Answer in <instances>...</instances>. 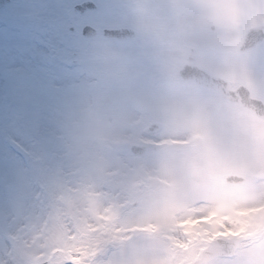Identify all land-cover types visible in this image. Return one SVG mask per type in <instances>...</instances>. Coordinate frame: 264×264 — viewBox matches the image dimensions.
I'll return each instance as SVG.
<instances>
[{
	"label": "snow or ice",
	"instance_id": "snow-or-ice-1",
	"mask_svg": "<svg viewBox=\"0 0 264 264\" xmlns=\"http://www.w3.org/2000/svg\"><path fill=\"white\" fill-rule=\"evenodd\" d=\"M114 7L118 5H101L90 20L69 9L58 15L54 24L42 19L21 22L38 36L22 60L23 77L18 87L23 98L18 117L13 121L10 109L0 107V152L7 151L12 159L11 164L0 159V214L8 209L6 215H14L17 203L27 208L33 200L43 203L51 195L49 180L58 159L61 117L80 78L81 60L88 55V46L80 45L78 38L89 27L95 28L97 43L110 49L103 34L106 29L119 31L118 25L123 22V17L112 14ZM202 7L216 24V30L208 31L203 43L213 58L206 63L209 75L229 85L248 83L255 73L264 78V42L242 45L229 33L226 22L236 5L206 0ZM136 31L142 29L137 27ZM179 62L170 55L167 42L158 36L145 79L157 89H207L214 104L174 105L155 95L133 99L145 109L147 119L158 121L162 141L179 130L190 133L192 143L185 149L190 160L182 165L185 171L179 175L173 172L167 187L155 196L139 199L132 210H113L101 233L91 238L83 264H204L202 258L194 259L199 248L208 247L200 237L225 230L237 234L228 241L237 264H264V256L254 251L257 246L264 247V215H250L264 210V168L242 170L238 183L230 181L225 172L226 166L242 165L249 153L264 158V128L257 129L234 104L230 88L212 87L211 81L180 80ZM102 102L101 98L99 103ZM89 110L94 109L90 106ZM33 148L43 155L34 157ZM189 223L194 225L192 231L185 228ZM172 237L186 247L178 248ZM241 237H251L253 248ZM142 241L152 247L164 245V251L150 256L149 247L142 246ZM20 247V241L0 233V264H27ZM48 264L73 262L53 260Z\"/></svg>",
	"mask_w": 264,
	"mask_h": 264
},
{
	"label": "rangeland",
	"instance_id": "rangeland-1",
	"mask_svg": "<svg viewBox=\"0 0 264 264\" xmlns=\"http://www.w3.org/2000/svg\"><path fill=\"white\" fill-rule=\"evenodd\" d=\"M253 2L252 10L264 11V0ZM21 17L10 11L0 13V65L4 56H14V64L8 68L12 83L4 81L5 73L0 70V107L10 109L13 121L19 115L23 98L18 87L23 77L18 49L23 48L17 45L22 42L23 29L28 30L21 26ZM36 35L25 48V57ZM9 37L13 38L10 42ZM120 52L110 49L111 56L101 68L80 72L69 107L61 117L58 159L49 180L51 195L43 203L33 200L32 206L27 208L17 203L14 215H6L8 209L4 210L5 214H0V233L21 242L20 254L27 264L53 260L83 264L91 238L101 233L113 210L130 211L139 199L155 196L172 182L173 172L179 175L185 171L182 165L190 160L185 155L186 145L192 141L190 133L179 130L172 136H164L163 141V132L157 137L146 136L143 129L155 119H147L145 109L133 98L155 95L169 104L181 105L183 102L190 105L200 98L198 90L185 88L182 101L176 94L179 88L157 89L145 79L146 73L121 69L124 60H120L123 55ZM101 98L103 102L99 103ZM90 106L93 111L89 110ZM254 124L257 129L262 128L258 122ZM162 143L167 146L162 147ZM133 144H146L148 152L143 157L133 155L130 152ZM158 145L160 148L155 150ZM32 151L34 157L43 155L38 148ZM0 159L12 163L7 151L0 152ZM253 168H264V158L249 153L242 165L226 166L225 172L240 174L242 170ZM250 215H264V210L253 211ZM185 228L192 231L194 225L189 223ZM232 235L237 234L229 230L214 231L200 239L201 242L205 239L207 245L214 239L231 238ZM171 239L178 248L186 247L177 237ZM241 239L253 248L251 237ZM141 245L149 247L150 256H158L164 251V245L152 247L145 241ZM60 246L63 249L56 251ZM202 249L199 248L194 259L200 257ZM254 251L258 256H264V247L257 246ZM210 264H237V258H220Z\"/></svg>",
	"mask_w": 264,
	"mask_h": 264
},
{
	"label": "flooded vegetation",
	"instance_id": "flooded-vegetation-1",
	"mask_svg": "<svg viewBox=\"0 0 264 264\" xmlns=\"http://www.w3.org/2000/svg\"><path fill=\"white\" fill-rule=\"evenodd\" d=\"M206 0H11L8 11L19 14L24 13L33 21L42 19L45 23L54 24L58 15L69 9L79 14L84 20L95 18V13L101 5L112 3L118 5L111 11L113 15L123 17V22L118 28L137 27V37L130 41H121L115 38H107L105 32L103 40L123 52H129L134 57L138 71L149 72L151 67V52L157 37L167 42L170 55L179 58L177 71L185 66L199 67L209 78L213 79L206 68V63L212 60L210 52L203 46L208 31H215L216 24L209 19L210 13L202 5ZM226 3L236 5V10L226 22L230 35L242 41L246 30L253 26L264 25V11L252 10L253 0H225ZM175 5H179L176 7ZM87 30L83 37L78 38L80 45L88 46L86 55L80 64L82 72L98 70L110 55V49H105L103 44L97 43L95 28ZM107 30V29H106ZM105 30V31H106ZM28 38L25 37L22 47L28 46ZM264 42V41H263ZM261 43V42H260ZM19 60L25 58V49L19 50ZM4 66L11 67L14 56L4 57ZM180 78V77H179ZM253 79L245 84H228L231 91L245 85L252 98L261 100L264 104V78L256 73ZM181 80V78H180ZM194 82V81H188ZM180 95L184 97L185 88H180ZM200 98L198 104L212 105L215 100L207 89L198 90ZM237 105L248 117L261 121L252 111Z\"/></svg>",
	"mask_w": 264,
	"mask_h": 264
},
{
	"label": "water",
	"instance_id": "water-1",
	"mask_svg": "<svg viewBox=\"0 0 264 264\" xmlns=\"http://www.w3.org/2000/svg\"><path fill=\"white\" fill-rule=\"evenodd\" d=\"M8 3V0H0V8L5 7V5ZM119 33V34H118ZM111 35H119V37H132L130 34L129 30H121V31H115L112 32ZM264 39V28H258L256 30H252L249 34H248V38H246V42H253L256 43L260 40ZM180 75L185 79V78H192L195 79L196 81H202L200 73L198 71V69L194 68L193 70L190 68H184L180 71ZM215 87H223V85H220L219 82L218 84H216ZM225 89V88H224ZM226 90V89H225ZM234 101L239 102L240 104L251 108L252 110H254L258 115L264 117V108L263 105L260 102H257L255 100H251L248 97L244 96L243 94L240 95V97L235 98L234 97ZM161 130V127L159 124L157 123H152L150 124V126L145 130V133L148 135H153V133L159 132ZM131 151L133 152V154L139 155V156H143L146 152V147L144 146H137L134 145L131 147ZM228 179L230 181H235V182H240V180L242 179V177L237 176V175H229ZM229 240H217L215 242H212V244L209 246V248H207L202 255V259L203 262H209L217 257L220 256H224V257H232L234 256L232 254V250H231V245L228 242ZM214 245V246H213Z\"/></svg>",
	"mask_w": 264,
	"mask_h": 264
}]
</instances>
